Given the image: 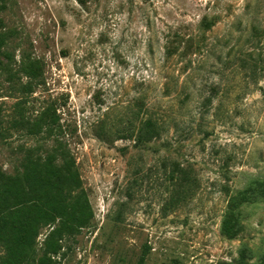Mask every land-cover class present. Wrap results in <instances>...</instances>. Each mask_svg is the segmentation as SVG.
Instances as JSON below:
<instances>
[{
	"label": "rangeland",
	"instance_id": "374dc122",
	"mask_svg": "<svg viewBox=\"0 0 264 264\" xmlns=\"http://www.w3.org/2000/svg\"><path fill=\"white\" fill-rule=\"evenodd\" d=\"M263 189L264 0H0V264H264Z\"/></svg>",
	"mask_w": 264,
	"mask_h": 264
},
{
	"label": "trees",
	"instance_id": "16d2710c",
	"mask_svg": "<svg viewBox=\"0 0 264 264\" xmlns=\"http://www.w3.org/2000/svg\"><path fill=\"white\" fill-rule=\"evenodd\" d=\"M215 18L216 16L214 17L212 16L211 18L208 16H204L200 23L202 30L206 31L210 29L211 26H213L216 22ZM130 125L131 127L129 128L128 133L121 134L119 137L132 139L133 141L139 144L140 143L147 144L148 142L156 139L165 130L163 124L160 123L156 118H153L152 116H148L146 118L140 117L135 127H134V120H130ZM178 165L179 164H177V167ZM174 173H176L175 182H177L178 175L175 169L172 170V174ZM179 174H180L179 177L181 178V184L185 188H187L186 191H188V188H190V182H192L191 171L189 169L185 170L183 168H180ZM234 218L236 219V216ZM236 225L238 224L236 223V224L227 225L225 226V229L230 231Z\"/></svg>",
	"mask_w": 264,
	"mask_h": 264
}]
</instances>
